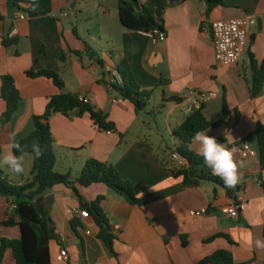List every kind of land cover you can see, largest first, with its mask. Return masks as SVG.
<instances>
[{
  "label": "crops",
  "instance_id": "0c3cea01",
  "mask_svg": "<svg viewBox=\"0 0 264 264\" xmlns=\"http://www.w3.org/2000/svg\"><path fill=\"white\" fill-rule=\"evenodd\" d=\"M83 1L41 0L33 12H22L23 18L15 24L18 10L9 11L4 0H0V78L11 75L21 98L10 122L0 124V156L7 152L11 135L19 143L33 131L32 118L41 116L49 98L57 93L51 81L30 79L24 73L51 70L64 82L65 93L86 98L124 136L120 143L117 134L98 131L88 115L72 118L53 115L50 131L54 139L55 171L74 180L88 160L108 163L130 183L139 200V205H131L105 185L84 188L74 184L86 203L103 198L100 207L110 227H119L113 244L114 256L97 238L99 227L93 218H80L75 213L82 210L70 187L57 185L45 191L42 197L58 238V242L50 245L53 264L83 261L86 264H209L205 261L218 251L228 252L236 264H264V248H256L254 244L257 239L264 240V167L260 166L257 140L253 136L257 123L264 125V86L253 99L248 88L250 55L264 63V0H223L225 7L215 9L209 17L205 16L204 5L199 0L170 7L163 17L164 42L124 29L118 20V0H115L114 17L106 0H93L87 13L81 7ZM243 17L257 21L248 30L249 48L236 65L221 66L214 57L210 24ZM83 22L92 23L95 30L92 35L87 30L85 38L79 35V25ZM13 29L15 34L10 36ZM3 38L16 39L17 44L5 48ZM86 44L97 52L104 63L103 69L85 56L70 53L83 51ZM103 45L107 54L102 53ZM63 52L65 62L60 61ZM122 59L127 61L138 86L154 88L155 103L151 105L150 101L148 108L138 115L131 104L122 101L101 82L103 73H114ZM163 79L169 80L168 85H161ZM190 89L214 93L217 99L225 95L230 115L224 125L209 128L207 135L235 149L234 157L239 165L236 185L241 186L235 201L211 183L184 187L181 179L172 178L162 163L168 143L161 132L172 137V130L183 122ZM163 96H178L183 101L165 103L158 111ZM115 98L117 103L112 102ZM4 109L0 98V118ZM176 145L174 140L172 146ZM243 145L254 155L242 158L238 150ZM190 148L198 154L196 142ZM23 156L25 171L21 175L0 166L14 186L30 181L33 156L27 153ZM234 202L240 209L238 217L231 218L224 210ZM10 203L0 198V222L13 217ZM201 209H206L207 214L200 217L191 214ZM0 236L17 240L20 231L18 227H3ZM61 250L67 254L66 261L58 260ZM1 264H16L11 251L6 252Z\"/></svg>",
  "mask_w": 264,
  "mask_h": 264
},
{
  "label": "trees",
  "instance_id": "16d2710c",
  "mask_svg": "<svg viewBox=\"0 0 264 264\" xmlns=\"http://www.w3.org/2000/svg\"><path fill=\"white\" fill-rule=\"evenodd\" d=\"M40 1L4 0L8 8L26 13L33 12ZM187 1L193 0H118V20L122 27L130 32L146 34L156 29L164 32L163 17L166 9ZM199 1L204 5L206 17H209L215 9L225 7L223 0ZM22 6L27 8H22ZM1 21L2 17L0 16ZM74 34L76 35L75 30ZM16 44V39H2V46L5 48ZM70 53L77 57L85 56L100 69L104 68V63L97 52L87 44L83 51H71ZM65 57L66 54L63 52L60 61L65 62ZM250 70L251 77L248 80V88L249 95L253 99L264 86V63L255 61L253 56L250 55ZM115 73L120 75L121 84L109 82L113 73L107 72L103 73L101 80L103 85L105 87L110 86L111 92L116 93L122 101L131 104L136 115L143 113L148 108L154 88L138 86L125 59H122L116 65ZM24 75L30 79L44 78L51 81L57 93L49 98L44 113L41 116L32 118L33 131L19 142L27 148L22 153L18 152L17 155L25 153L32 155L31 145L34 142H38L42 149L41 156L33 158L30 181L23 186H14L0 171V198L10 200V206H14L11 211L13 217H8L0 222V228L18 227L20 231V238L17 240H9L0 236V264L7 251H11L16 264H53L50 258V245L53 242H58V238L54 233L53 223L48 216L42 195L45 191L57 185H64L73 190L80 203V209L87 213L88 217H92L99 227L97 238L102 240L110 252L116 256L113 249L116 235L112 234V228L100 207L103 198L99 197L93 202L86 203L78 194L74 184L84 188L95 184L105 185L131 205H139V200L130 183L124 181L118 171L108 163L90 159L75 176L74 180H71L68 175L56 172L54 139L50 131V119L55 114H60L66 118L88 115L98 131L117 134L120 143L123 141L124 136L117 132L114 123L108 120V116L92 106L86 98H82L77 94L65 93L64 82L56 72L51 70L39 72L28 70ZM168 83V79H163L161 85H168ZM0 84V98L5 104L0 124L4 126L10 122L12 116L18 110L21 98L15 80L11 75L2 76ZM182 101L183 99L178 96H163L158 111L163 109L165 103H181ZM235 114L238 118L237 111H235ZM229 115L230 111L227 107L225 95L219 99L213 98L202 104L199 109L193 110L179 126L172 130V138L177 141V145L174 147L169 144L165 145L162 163L172 178L181 179L184 187H197L202 182L211 183L223 189L226 196L235 201L236 194L241 190V186L226 187L220 177L212 174L203 158L190 148L194 141L192 138L196 132L224 125ZM253 136L257 140L259 163L263 168V124L257 123ZM176 156L183 158L186 165L183 167L178 166L175 162ZM262 186L264 188V182H262ZM36 196L37 199H35ZM72 227L75 228L74 222H72ZM205 262L209 264H236L232 256L225 251L216 252ZM82 264H86V262L83 261Z\"/></svg>",
  "mask_w": 264,
  "mask_h": 264
},
{
  "label": "built area",
  "instance_id": "2783aa9c",
  "mask_svg": "<svg viewBox=\"0 0 264 264\" xmlns=\"http://www.w3.org/2000/svg\"><path fill=\"white\" fill-rule=\"evenodd\" d=\"M21 11H18L15 16V24L18 23L23 17ZM66 16V14H62ZM257 24V21L251 17L243 18H232L227 20H215L210 24V35L214 48V57L216 62L224 67H231L237 64L239 59L247 52L250 45V37L248 30ZM15 34V29L11 32L10 36ZM149 38H152L155 42H164L166 40V35L164 32L159 30H153L145 34ZM108 80V79H107ZM115 82L121 84V77L117 73L112 74V79L109 82ZM109 91H112L110 86L106 87ZM217 98L214 93H202L196 90H188L187 97L185 101L187 102V107L184 110L186 115H189L193 110L199 109L202 104L209 102L211 99ZM113 103H117V98L112 100ZM239 153L242 158H247L253 156L254 152L250 150L247 145H243L239 148ZM175 162L178 166L183 167L186 165V161L179 156L175 157ZM14 206H10L12 211ZM240 207L233 203L227 207L224 212L231 218L238 217V211ZM75 213L80 218H88L87 213L84 211H75ZM191 214L195 217L204 216L207 214L206 209H201L197 211H192ZM119 231V227L115 226L112 229V234L116 235ZM59 261H66L67 254L65 250H61L58 255Z\"/></svg>",
  "mask_w": 264,
  "mask_h": 264
},
{
  "label": "clouds",
  "instance_id": "9594fccd",
  "mask_svg": "<svg viewBox=\"0 0 264 264\" xmlns=\"http://www.w3.org/2000/svg\"><path fill=\"white\" fill-rule=\"evenodd\" d=\"M208 131V128L198 131L192 138L199 145L198 155L203 158L213 175L220 177L226 187L232 188L239 181V165L234 157L235 149L225 143H218L215 137L207 135ZM26 148L27 146L17 142L14 134L11 135L7 152L0 156V166H6L14 174H23L25 158L17 153L24 152ZM31 154L34 159L41 156L42 149L38 142L31 145ZM254 244L256 248H264V240L257 239Z\"/></svg>",
  "mask_w": 264,
  "mask_h": 264
},
{
  "label": "rangeland",
  "instance_id": "374dc122",
  "mask_svg": "<svg viewBox=\"0 0 264 264\" xmlns=\"http://www.w3.org/2000/svg\"><path fill=\"white\" fill-rule=\"evenodd\" d=\"M93 2H94L93 0H87V1L84 0L80 4H81V7L86 8L85 9L86 10L85 12L87 13V12H89L88 8L91 7V3H93ZM85 4H87V7L85 6ZM106 5H107L108 9L111 11V15L114 17L115 16V7H116L115 0H106ZM8 9H9V11H12L13 10V9H10V8H8ZM73 20H74V17H73ZM79 30H80L79 35L81 37H83V38H85V35L87 34V30H90V34L95 31L94 30V25L92 23H89V24L86 25V24H84V22L79 25ZM100 38L102 39L101 36L98 37V39H100ZM101 49H102V53L103 54H107L108 53V51L104 47V45L101 46ZM150 101H151V105L153 103H155L154 97H152ZM164 130H165V128L163 127V131ZM161 134H162V136H164L165 142L168 143L170 146H172V142L175 139L172 138L171 135L168 134L167 132H165V134L163 132H161Z\"/></svg>",
  "mask_w": 264,
  "mask_h": 264
},
{
  "label": "water",
  "instance_id": "95a60500",
  "mask_svg": "<svg viewBox=\"0 0 264 264\" xmlns=\"http://www.w3.org/2000/svg\"><path fill=\"white\" fill-rule=\"evenodd\" d=\"M35 199H37V196L35 197Z\"/></svg>",
  "mask_w": 264,
  "mask_h": 264
}]
</instances>
